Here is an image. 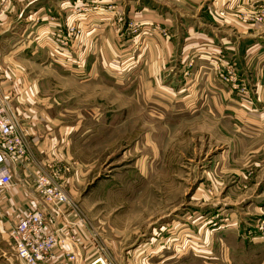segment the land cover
Masks as SVG:
<instances>
[{
	"label": "rangeland",
	"instance_id": "1",
	"mask_svg": "<svg viewBox=\"0 0 264 264\" xmlns=\"http://www.w3.org/2000/svg\"><path fill=\"white\" fill-rule=\"evenodd\" d=\"M79 5L47 7V14L63 16L58 38L78 39L90 10L125 15L119 0ZM126 15L134 44L142 24L134 10ZM82 56L76 59L83 64L63 54L65 63L75 62L62 69L61 92L80 178L76 196L52 179L68 193L63 207L104 245L142 256L143 264H264V134L247 122L254 103L243 97L233 106L220 103L221 111L181 95L173 99L167 80L151 84L134 68H117L123 56L110 67L88 66ZM238 83L246 88L241 78ZM235 106L239 115L231 116ZM112 249L104 250L109 264Z\"/></svg>",
	"mask_w": 264,
	"mask_h": 264
},
{
	"label": "crops",
	"instance_id": "2",
	"mask_svg": "<svg viewBox=\"0 0 264 264\" xmlns=\"http://www.w3.org/2000/svg\"><path fill=\"white\" fill-rule=\"evenodd\" d=\"M83 1L96 0H0V97L9 99L27 150L10 162L12 183L0 189V264H25L15 256L11 233L26 213L37 208L53 220L48 229L58 230L64 243L41 264H91L98 257L109 261L106 246L114 248L111 264H143L142 256L127 255L111 241L104 245L69 207L45 204L34 187L36 175L45 173L70 195L78 192L77 149L61 92L62 69L75 62L65 63L64 53L73 59L88 55L84 62L91 67H110L115 56H123L125 64L118 63L117 68H134L151 84L167 80L165 87L174 92L171 98L181 95L184 102L222 111L220 103L252 101L247 122L252 132L264 134V24L254 19L264 11V0H119L123 18L117 19L107 8L90 10L83 14L80 37L72 41L69 35V45L64 46L57 37L63 30L62 14L45 11L80 6ZM133 10L142 24L134 44L126 27V14ZM132 54L137 58L130 63ZM224 64L236 70L246 95L220 79L217 68ZM235 113L239 115L236 106L230 110L231 116Z\"/></svg>",
	"mask_w": 264,
	"mask_h": 264
},
{
	"label": "built area",
	"instance_id": "3",
	"mask_svg": "<svg viewBox=\"0 0 264 264\" xmlns=\"http://www.w3.org/2000/svg\"><path fill=\"white\" fill-rule=\"evenodd\" d=\"M254 16L264 23V11ZM60 39L66 43L69 35H62ZM65 54L70 58L69 53ZM218 73L223 81L233 82L234 88L246 91L245 87L239 86L237 72L231 66ZM25 153L26 144L19 131V121L15 111L7 97H0V189H5L12 183L13 172L10 162ZM34 187L47 205L54 204L53 206L60 208L67 202L68 197L64 189L48 174L36 175ZM48 217L44 209L37 208L26 213L12 229L11 238L15 246V256L26 264L46 262L56 245L59 243L64 245L62 241L58 242L57 230L48 229ZM67 251L70 252L71 249L68 247ZM100 258L104 264H109L105 258Z\"/></svg>",
	"mask_w": 264,
	"mask_h": 264
},
{
	"label": "water",
	"instance_id": "4",
	"mask_svg": "<svg viewBox=\"0 0 264 264\" xmlns=\"http://www.w3.org/2000/svg\"><path fill=\"white\" fill-rule=\"evenodd\" d=\"M91 264H104L101 258L95 259Z\"/></svg>",
	"mask_w": 264,
	"mask_h": 264
}]
</instances>
